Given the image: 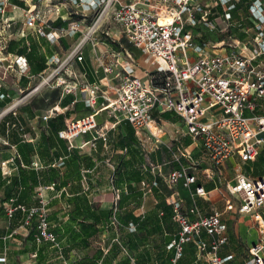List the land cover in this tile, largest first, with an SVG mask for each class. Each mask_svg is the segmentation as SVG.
<instances>
[{"label": "crops", "instance_id": "1", "mask_svg": "<svg viewBox=\"0 0 264 264\" xmlns=\"http://www.w3.org/2000/svg\"><path fill=\"white\" fill-rule=\"evenodd\" d=\"M213 1L202 2L208 10L207 21L188 26L196 43L216 45L230 38L247 45L246 53L256 44L264 48V19L258 17L260 13L264 18V0H259L261 6L257 12L251 11L257 0H228L225 4ZM54 5L60 9L53 10ZM28 6L44 10L47 19L44 34L37 31L41 23L25 24L24 11ZM80 11L62 0H9L4 8L10 21V35L2 53L5 59L0 63V257H3L0 264H13V253L35 241L41 243L34 253L38 257L30 260L31 253L26 249L20 252L21 264H89L91 250L99 251L94 264H209L203 258H196L193 242L185 243L192 244V251H183L172 262L170 238L179 229L171 218L172 201L181 202L185 208L195 203L201 214L220 211L226 240L217 253L221 258L230 256L221 264H235V255L242 248L241 226L246 219V224L255 222L251 214L237 211L236 196H231L235 201L233 208L225 209V200L230 196L224 182L233 181L237 171L253 177L242 169L243 163L236 156L224 164L219 184L214 176H206L205 169L212 171V164L203 157L200 141L185 132L177 114L151 110L150 123H156L158 129L155 138L148 130L136 131L120 115L100 109L104 103L100 94L91 106L78 87L59 90L41 84L34 89L53 63L63 59L79 42L91 15L89 11ZM193 28L197 30L195 33ZM81 55L80 60L73 58L66 65L67 72L73 73L67 75L69 85L99 84L106 96L113 95L111 77L122 66L147 80L155 72L151 55L132 45L111 20L83 44ZM261 58L264 61V53ZM104 67L110 72H104ZM33 80L36 82L27 94L30 96L16 102ZM9 106L10 110L2 112ZM96 110L95 128L72 142L58 136L57 131L70 119ZM247 113L264 114V100L257 99L254 109ZM44 114L48 115L46 119L42 117ZM174 115L181 123L172 119ZM127 136L129 144L125 143ZM183 152L199 161L198 167L191 170L196 180L185 186L184 178L180 177L169 187L164 176L187 164ZM174 154L177 160L173 159ZM135 175L139 178L134 179ZM197 185H202L206 193L191 194ZM212 191L221 195L218 200L212 201ZM41 202L47 219L57 222L54 226L49 224L54 241H37L36 229L31 230L35 218L24 224L22 210H14L10 217L5 212L9 203L29 207ZM92 206L111 210V217L108 224L95 226L91 235L86 236L70 219V214L81 217ZM259 208L255 211L262 218L264 211L261 214ZM127 212L132 213L135 222L123 223L121 218ZM61 218L71 224L62 222ZM189 218H195V214L189 213ZM71 232H80L87 243L73 240ZM252 232L248 231V235H253ZM200 237L207 238L204 231ZM248 258H243L240 264H245Z\"/></svg>", "mask_w": 264, "mask_h": 264}, {"label": "built area", "instance_id": "2", "mask_svg": "<svg viewBox=\"0 0 264 264\" xmlns=\"http://www.w3.org/2000/svg\"><path fill=\"white\" fill-rule=\"evenodd\" d=\"M203 1L205 0H62L67 6L79 7L81 13L89 11L90 21L79 42L63 59L57 60L58 63L54 62L55 66L41 77L34 89L41 84L60 85L62 82L59 79L63 78L59 75L61 69L73 58L80 60L83 44L91 40L107 20H111L132 45L151 55L156 74L147 80L122 66L111 77L112 96L104 95L99 84L94 83L76 82L68 85L67 89L78 87L81 93L85 92V98L91 106L100 94L104 99L100 109L120 115L136 131L148 130L155 138H158V129L156 123H150L151 110L177 114L182 119L185 132L193 140L200 141L203 157L212 164V171L205 169L206 176H214L221 184L223 167L229 158L236 156L242 163L253 161L264 146V114L247 113L254 109L257 99L264 100V61L261 58L264 48L256 44L246 53L247 45L239 40L233 42L230 38L221 46L211 45L210 50L208 43H196L188 26L207 21L208 10L204 8ZM219 1L225 4L228 0H214L213 3L217 4ZM8 3L9 0H0V63L5 59L2 53L10 35V21L4 13ZM260 6L261 2L257 0L251 5V11H259ZM59 9V5L53 6V10ZM160 13L170 19L159 22ZM24 16L27 25L41 23L37 31L44 34L43 25L47 24L44 10L28 6ZM224 16L227 18L226 14ZM258 17L264 19L260 13ZM103 71L110 72V69L104 67ZM66 75L73 76V73L69 71ZM24 97L25 95L19 97L16 102ZM7 110H10V106L2 112ZM96 112L97 110L80 118L70 119L57 131L58 136L72 142L78 135L95 128ZM47 116L44 114L42 117L46 119ZM181 154L187 158V164L170 170L164 176L169 187H173L180 177L184 178L185 186L196 180L191 170L198 167L199 161L186 152ZM173 159L177 160L178 156L174 154ZM224 187L230 196L225 200V209L233 208L231 196H236L237 211L251 214L258 225L259 235L248 248L249 258L245 264H264V214L261 218L255 211L264 206V169L257 177L237 171L233 181H225ZM205 193L204 187L197 185L191 194ZM171 205V218L179 226L176 234L170 238V246L174 252L173 263L182 255L187 242L194 243L196 258H203L209 264H221L230 257L221 258L217 253L226 240L220 211L201 214L195 203L188 208L177 201H172ZM16 209L24 212V224L35 217L37 241H54L42 202L29 207L9 203L5 207L6 215L10 217ZM189 213L195 214V218L190 219ZM202 231L205 232L206 239L200 237Z\"/></svg>", "mask_w": 264, "mask_h": 264}, {"label": "rangeland", "instance_id": "3", "mask_svg": "<svg viewBox=\"0 0 264 264\" xmlns=\"http://www.w3.org/2000/svg\"><path fill=\"white\" fill-rule=\"evenodd\" d=\"M227 40L224 39L223 42H226ZM223 42H219V43H216V45L214 46H221L223 44ZM208 47L210 49H212V46H211V43L209 42L208 43ZM59 61H56V63H58ZM53 66H55V64L53 63ZM67 66L65 65L59 75H61L63 78L62 79H59V82H62L60 83V85L58 86H55L54 88H57L59 90H65L68 87L69 85V80H68V77L66 75V72H67ZM34 82V83H33ZM35 82L36 80L32 81L31 83V86L26 89L22 95H20L19 97L25 95V99H27L29 95H27L34 87L35 85ZM24 99V100H25ZM173 120L175 121H179L181 123V119L177 116V115H174V117H172ZM242 169L246 172H248L249 174H251L253 177H257V176H260L262 173H263V168H264V146L261 148L258 156L256 157V159L252 162H246V163H243L241 165ZM210 196H211V199L212 201H215V200H218L219 199V196H221L220 194H218L216 191H212L210 193ZM232 203L234 204V199H231ZM259 211L261 212V214H263V211H264V206H262L261 208H259ZM247 220V219H246ZM246 220L244 221L245 222V225H242L241 226V236L239 237V242L241 243V246L242 248L240 250H238V254L235 255V264H240L242 262V259H247L248 258V254H247V247L249 246V244L254 241L257 237V235L259 234L258 232V225L256 222L254 221H250L249 224H246ZM61 221L62 222H65L66 224H71L70 221H68V219H64V218H61ZM50 223V226H54L53 224L57 223L55 221H49ZM225 224V223H224ZM225 227H226V224H225ZM253 230V235H248V231H251ZM38 242H34L33 245H28V247H24L23 249L21 250H17V252H14L13 253V264H21V260H20V252L22 251H25L26 249H28V251L31 253L30 255V260H34L35 258L38 257V254L36 256H34V253L36 251V247L39 246L41 243L39 242V244H37ZM57 255H60L59 252ZM224 261V260H223Z\"/></svg>", "mask_w": 264, "mask_h": 264}, {"label": "trees", "instance_id": "4", "mask_svg": "<svg viewBox=\"0 0 264 264\" xmlns=\"http://www.w3.org/2000/svg\"><path fill=\"white\" fill-rule=\"evenodd\" d=\"M197 30L195 28H193V32L195 33ZM156 72H152L151 76L155 75ZM3 105V103H2ZM130 141V137H126L125 138V143L129 144ZM139 176L135 175L134 179H138ZM92 210L91 211H87L84 215H82L81 217L76 216L74 213L70 214V219H73L75 221V224L77 225V227L79 228V230L81 232H84L86 236L91 235L92 231L95 229V226L99 225V224H108L109 219L111 217V210H105V209H101L99 208V206H92ZM167 211H169L167 209ZM35 218L32 217L31 220ZM117 218V217H116ZM30 220V221H31ZM121 220L123 221V223H126L128 220L135 222L136 218L132 215V213L127 212L125 213L124 217L121 218ZM31 230L34 231L35 228V222L33 223V221H31ZM71 237L73 240H80L81 242L87 243V241L84 238H81V234L80 232H71L70 233ZM190 249L191 251L193 250V246L191 243L185 244L183 251H186ZM89 253L91 254L90 258H89V264H94L93 262L97 260V258L99 257V251L98 250H91L89 251Z\"/></svg>", "mask_w": 264, "mask_h": 264}, {"label": "bare ground", "instance_id": "5", "mask_svg": "<svg viewBox=\"0 0 264 264\" xmlns=\"http://www.w3.org/2000/svg\"><path fill=\"white\" fill-rule=\"evenodd\" d=\"M167 17V18H166ZM168 19H170L168 16H165V14L164 13H160V15H159V18H158V21L159 22H164V21H166V20H168ZM83 94H85V92H83ZM85 96V95H84Z\"/></svg>", "mask_w": 264, "mask_h": 264}]
</instances>
